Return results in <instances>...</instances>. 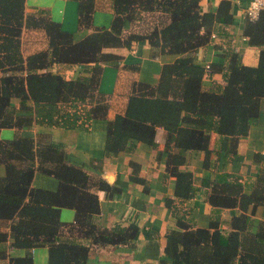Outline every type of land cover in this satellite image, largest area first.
Segmentation results:
<instances>
[{
  "label": "trees",
  "instance_id": "16d2710c",
  "mask_svg": "<svg viewBox=\"0 0 264 264\" xmlns=\"http://www.w3.org/2000/svg\"><path fill=\"white\" fill-rule=\"evenodd\" d=\"M98 1L77 0L78 27L90 31L75 40L46 9L26 12L25 0H0V130H15L12 139L0 138V163L5 169L0 176V223L8 228L0 230V260L34 264L29 250L46 245L45 264H86L89 247L61 240L66 229L98 245H122L135 239L138 227L133 223L108 229L94 222L100 213L94 190L110 197L118 188L103 178L92 181L82 167L68 161L59 145L19 131L33 124L86 128L91 120L106 119L108 102L97 88L98 74L102 65L118 66L121 56L105 49H131L142 41L152 56L178 57L162 65L155 85L136 83L124 112L107 121L106 155L131 152L138 142L156 148V129H164L166 172L175 178L174 197L165 204L178 225L166 234L164 251L171 264H264V177L258 176L250 193L228 173L201 179V185L208 187L207 201L216 210H240L224 234L218 218L210 220L207 228H192L184 222L192 209L184 204L196 187L193 174L179 168L189 150L204 152V169L213 165L212 133L226 138L227 152L235 154L238 139L257 124L264 98V10L255 20L246 17L242 26L248 45L260 47L257 65L242 64L231 50L222 52L225 67L213 68H225L221 85L204 83L205 65L195 61L194 53L210 41L215 23L232 22L230 0H221L215 9L206 11L200 8V0H110L108 27L92 24ZM144 14L156 18V23L145 32H128L125 24L138 22ZM25 32L29 38L41 33L43 46L25 54L30 49L28 42L26 49L23 45ZM55 64L81 65L82 69L74 78H65L51 70ZM14 99L18 106L12 104ZM130 165L134 168L130 179L143 182L135 172L139 165ZM36 172L53 177L56 188L33 187ZM257 206L263 207V220L252 231L248 212ZM62 208L74 209L73 223L60 219ZM10 247L27 251L23 256H9Z\"/></svg>",
  "mask_w": 264,
  "mask_h": 264
},
{
  "label": "crops",
  "instance_id": "0c3cea01",
  "mask_svg": "<svg viewBox=\"0 0 264 264\" xmlns=\"http://www.w3.org/2000/svg\"><path fill=\"white\" fill-rule=\"evenodd\" d=\"M99 1L97 10L93 13L92 24L108 27L112 19L110 0ZM220 1L200 0L199 5L206 11L215 9ZM248 1L230 0L232 22L227 25L215 23L210 41L194 53L197 63L209 65L203 79L205 84L213 81L224 84L222 73L225 68L222 71L213 68L225 67L227 59L221 53L226 50L238 53L244 65H257L260 47L248 45L242 28ZM38 8L46 9L50 17L60 23L62 29L72 33L75 40L83 38L90 31L78 27L77 0H25L26 12H33ZM125 27L129 30L131 25L127 22ZM27 42L30 45L27 52L36 50H31L36 46V40L29 38ZM105 51L121 56L118 66L102 65L98 74L97 88L108 102L106 119H94L86 128L73 129L33 124L29 128L21 129L19 133L59 145L65 151L68 161L82 167L92 181L103 178L110 186L119 189L106 197L103 190L92 188L98 196L100 206V213L94 218V222L100 228L108 229L114 225L125 227L133 223L138 227L133 241L122 245H98L80 234L70 233L66 228L60 236L61 240L89 247L86 264H171V259L164 251L166 234L171 229H177L178 225L176 217L165 204L167 198L174 197L175 187V178L166 172L168 150L165 145V130L157 127L156 148L138 142L131 152L108 156L104 143L107 121L124 112L133 86L136 83L155 85L162 65L172 63L178 55L166 53L152 56L147 42L142 41L134 43L131 49L114 47L106 48ZM81 69V65L55 64L51 67V70L65 78H74ZM12 104L18 106V100L14 99ZM14 135V129L0 130L1 139H12ZM209 148L212 150L213 165L208 169L203 168V151L184 152L185 163L179 168L193 174L196 187L193 196L184 204L192 208L184 222L192 228H207L210 220L218 218L221 232L227 234L230 231L231 218L238 215L240 210H216L207 201L208 187L201 185V179L204 176L214 178L217 173H228L237 178L244 192L250 193L256 186L258 176L264 177V98L260 100L257 124L250 127L246 136L238 139L235 154L227 152L228 141L216 133L210 136ZM130 162L139 165L135 172L143 182L130 179L134 173ZM4 173V165L0 163V176ZM32 186L55 189L57 183L53 177L36 172ZM248 213L253 221L252 231H255L257 223L263 220V207L257 206ZM74 216V209H61L60 219L64 223H73ZM0 224L4 226L0 230H8L5 222ZM27 237L33 239V236ZM26 251L24 248L10 247L8 255L23 256ZM29 252L34 264H45L48 260L46 245L33 247ZM0 264H6V260H0Z\"/></svg>",
  "mask_w": 264,
  "mask_h": 264
},
{
  "label": "rangeland",
  "instance_id": "374dc122",
  "mask_svg": "<svg viewBox=\"0 0 264 264\" xmlns=\"http://www.w3.org/2000/svg\"><path fill=\"white\" fill-rule=\"evenodd\" d=\"M155 20H156V18L154 19L153 17L144 14L143 18L141 20L131 24V27L128 30V32L129 31L145 32L146 30H148V27L150 28L153 25L154 22L156 23ZM26 34H27V32H25L23 34V38H22L24 46L27 43V40L29 38V36ZM33 39L36 40V46L32 47L31 50L34 48H39V47L43 46L44 38H43V35L41 33H39V32L33 33ZM24 53L26 54L27 51L25 50ZM3 227H4L3 224H0V228H3Z\"/></svg>",
  "mask_w": 264,
  "mask_h": 264
},
{
  "label": "built area",
  "instance_id": "2783aa9c",
  "mask_svg": "<svg viewBox=\"0 0 264 264\" xmlns=\"http://www.w3.org/2000/svg\"><path fill=\"white\" fill-rule=\"evenodd\" d=\"M262 10H264V0H249L245 9V15L248 19L255 20ZM205 69H209V65H206Z\"/></svg>",
  "mask_w": 264,
  "mask_h": 264
}]
</instances>
